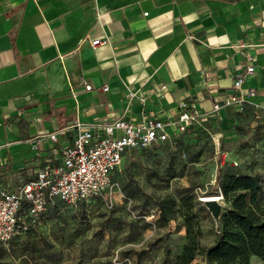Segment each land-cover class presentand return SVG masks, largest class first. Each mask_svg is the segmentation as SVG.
<instances>
[{"label": "crops", "instance_id": "1", "mask_svg": "<svg viewBox=\"0 0 264 264\" xmlns=\"http://www.w3.org/2000/svg\"><path fill=\"white\" fill-rule=\"evenodd\" d=\"M263 42L264 0H0V185L60 163L77 120H173L187 102L228 130L229 93L264 108Z\"/></svg>", "mask_w": 264, "mask_h": 264}, {"label": "rangeland", "instance_id": "2", "mask_svg": "<svg viewBox=\"0 0 264 264\" xmlns=\"http://www.w3.org/2000/svg\"><path fill=\"white\" fill-rule=\"evenodd\" d=\"M236 118L225 131L197 124L152 149L129 151L114 171L112 205L102 198L82 206L58 201L26 234L0 243V264H173L188 240L183 194L193 198L204 246L219 241L229 217L244 236L226 254L229 264H264V245L248 231L253 214L264 217V108L238 110ZM169 195L178 212L153 229L143 215L157 213ZM207 195L221 197L218 219L202 199ZM205 261L198 255L191 264Z\"/></svg>", "mask_w": 264, "mask_h": 264}, {"label": "built area", "instance_id": "3", "mask_svg": "<svg viewBox=\"0 0 264 264\" xmlns=\"http://www.w3.org/2000/svg\"><path fill=\"white\" fill-rule=\"evenodd\" d=\"M103 42L105 41L96 38L92 40V45ZM254 69L253 65L248 66L246 72L251 73ZM244 81L245 74H237L234 90L239 89ZM86 88L92 90L93 86L88 84ZM99 90L105 92L109 87L105 85ZM134 95L135 92H131V96ZM224 104L236 105L239 110L245 109L243 97L235 91L228 94ZM191 106L182 102L179 115L173 120L146 117L138 122L116 118L88 127L75 121L77 132L73 142L62 149L60 163L43 167L36 178L16 190L0 185V243H8L22 235L32 222L39 219L58 200L79 206L91 199L102 198L112 205L113 192L116 190L114 171L125 155L131 150L149 148L170 139L177 132L186 131L198 117L190 109ZM222 107L220 103H215L214 110L218 112ZM171 128L175 129L172 133ZM51 137L58 139L56 133L51 134ZM132 202L128 198L130 206ZM143 216L156 229L159 211Z\"/></svg>", "mask_w": 264, "mask_h": 264}, {"label": "trees", "instance_id": "4", "mask_svg": "<svg viewBox=\"0 0 264 264\" xmlns=\"http://www.w3.org/2000/svg\"><path fill=\"white\" fill-rule=\"evenodd\" d=\"M195 125H197L195 122L191 123L188 129H191ZM159 143H156L149 148L140 150L142 151L152 149ZM217 179H220L219 175L217 176ZM180 200L182 203V207L186 209L185 217L187 221L188 240L184 244L182 251L177 255L173 264H191L197 258L198 255H205L206 261L204 263L196 264H229L228 260L226 259V254L236 250L240 246L244 237L243 229L234 220L230 219L229 217H225L224 232L221 235L219 241L212 246H204L199 239L201 235L199 222L194 221V219L197 218V213L192 211L194 208L193 198L188 194H183ZM58 201H56L50 206L56 205ZM177 206V200L170 195L161 200L159 202L158 210L159 221L161 223H168L171 219L175 218L178 212ZM30 228L31 224L22 235H19L14 239L26 234L30 230ZM248 228V231L257 236L260 243L264 245V217H260L257 214H253L250 218Z\"/></svg>", "mask_w": 264, "mask_h": 264}, {"label": "water", "instance_id": "5", "mask_svg": "<svg viewBox=\"0 0 264 264\" xmlns=\"http://www.w3.org/2000/svg\"><path fill=\"white\" fill-rule=\"evenodd\" d=\"M207 207L210 209L216 219L220 217L222 205L218 200H205Z\"/></svg>", "mask_w": 264, "mask_h": 264}, {"label": "bare ground", "instance_id": "6", "mask_svg": "<svg viewBox=\"0 0 264 264\" xmlns=\"http://www.w3.org/2000/svg\"><path fill=\"white\" fill-rule=\"evenodd\" d=\"M203 200H220L221 199V197L220 196H218V195H207V196H204L203 198H202Z\"/></svg>", "mask_w": 264, "mask_h": 264}]
</instances>
